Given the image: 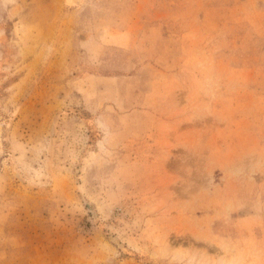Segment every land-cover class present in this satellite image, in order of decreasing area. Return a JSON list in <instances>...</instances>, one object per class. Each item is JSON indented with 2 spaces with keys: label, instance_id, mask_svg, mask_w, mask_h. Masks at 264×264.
Returning <instances> with one entry per match:
<instances>
[{
  "label": "rangeland",
  "instance_id": "374dc122",
  "mask_svg": "<svg viewBox=\"0 0 264 264\" xmlns=\"http://www.w3.org/2000/svg\"><path fill=\"white\" fill-rule=\"evenodd\" d=\"M0 264H264V0H0Z\"/></svg>",
  "mask_w": 264,
  "mask_h": 264
}]
</instances>
